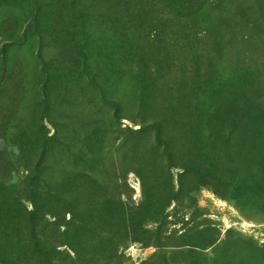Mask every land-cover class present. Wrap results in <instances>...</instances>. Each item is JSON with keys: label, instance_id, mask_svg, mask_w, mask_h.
<instances>
[{"label": "rangeland", "instance_id": "374dc122", "mask_svg": "<svg viewBox=\"0 0 264 264\" xmlns=\"http://www.w3.org/2000/svg\"><path fill=\"white\" fill-rule=\"evenodd\" d=\"M0 264H264V0H0Z\"/></svg>", "mask_w": 264, "mask_h": 264}, {"label": "trees", "instance_id": "16d2710c", "mask_svg": "<svg viewBox=\"0 0 264 264\" xmlns=\"http://www.w3.org/2000/svg\"><path fill=\"white\" fill-rule=\"evenodd\" d=\"M186 146H187V144H186ZM234 158L237 161H242L241 158L239 157L238 153L235 154ZM242 170H245V169L243 168ZM190 174H193V176L195 175L194 177H196L198 182H200V183L203 182L202 180L204 178V174L200 170L199 171L196 170V169L195 170H189V167H185L184 168L183 174L179 178L182 181V179H184V177H186V176H188ZM180 179H179V182H181ZM197 181H196V183H197Z\"/></svg>", "mask_w": 264, "mask_h": 264}]
</instances>
